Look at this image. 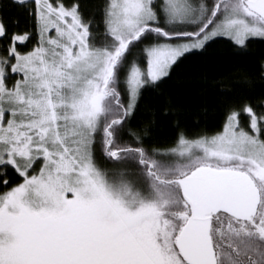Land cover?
<instances>
[{"label": "snow or ice", "instance_id": "1", "mask_svg": "<svg viewBox=\"0 0 264 264\" xmlns=\"http://www.w3.org/2000/svg\"><path fill=\"white\" fill-rule=\"evenodd\" d=\"M221 43L211 109L147 102ZM254 44L264 0H0V264H264Z\"/></svg>", "mask_w": 264, "mask_h": 264}, {"label": "trees", "instance_id": "2", "mask_svg": "<svg viewBox=\"0 0 264 264\" xmlns=\"http://www.w3.org/2000/svg\"><path fill=\"white\" fill-rule=\"evenodd\" d=\"M3 2L6 3L7 0H3ZM5 15L15 17L19 13L13 8L6 9ZM20 19L23 23L22 16H20ZM251 51L254 56L259 55L264 51V45L254 44ZM230 59V50L226 44L214 45L206 57L188 61L181 66L177 70L174 79L164 86L163 94L155 100L149 97L147 102L163 104L170 95L184 109V118L190 124L193 117L200 113V109L205 104L210 109L212 106V98L207 91L205 78H211L228 71L231 67ZM231 83L234 88L243 87L236 79H233ZM208 122L211 123L212 118H209ZM156 132L162 142L169 140L173 135L171 121L160 122Z\"/></svg>", "mask_w": 264, "mask_h": 264}]
</instances>
